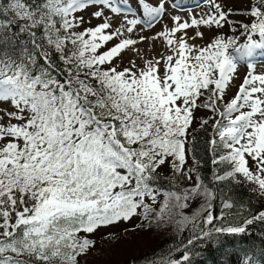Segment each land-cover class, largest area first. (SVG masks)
Listing matches in <instances>:
<instances>
[{"label":"snow or ice","instance_id":"1","mask_svg":"<svg viewBox=\"0 0 264 264\" xmlns=\"http://www.w3.org/2000/svg\"><path fill=\"white\" fill-rule=\"evenodd\" d=\"M207 2L214 11L191 23L174 16L175 26L158 34L172 54L146 61L141 69L133 70L132 62L118 70L114 58L137 41L129 36L105 52L98 49L125 31L133 33L138 24L151 27L165 14V0L155 6L137 0L140 12L128 0H0V264H80L78 258L95 245L81 233L136 216L150 220L146 200L155 203L161 194L157 221L180 216L182 231L203 213L210 226L175 250L179 259L163 264H191L188 246L194 239L245 234L246 226L264 222L259 211L241 216L242 223L216 226V219L228 217L223 211L214 217L213 201L223 197L222 209L237 205L230 194L221 191L218 197L199 175L182 194L155 186L166 163L173 179L177 174L192 179L195 169L184 167L186 145L194 112L202 108L213 114L208 142L213 184L251 185L249 191L264 198V75L253 74L251 62L241 64L264 47V0H248L243 14L249 23L232 21L230 12ZM89 8L103 22L76 31L85 20L75 13ZM105 10L123 15L124 23L108 32L111 17ZM237 23L248 34L239 46L218 35L197 47L184 31L228 24L236 32ZM238 66L245 67V78L226 100ZM209 119L201 118L200 127ZM197 196L204 203L193 217L174 211ZM240 264L264 260L245 253Z\"/></svg>","mask_w":264,"mask_h":264},{"label":"trees","instance_id":"2","mask_svg":"<svg viewBox=\"0 0 264 264\" xmlns=\"http://www.w3.org/2000/svg\"><path fill=\"white\" fill-rule=\"evenodd\" d=\"M247 35L237 27L236 32L232 30L231 34H223L222 36L234 38L237 46H239L244 43V39H247ZM21 40H26V37L22 35ZM196 111L200 116L190 126L191 136L189 139L191 143L186 145L188 158L190 159V163L186 168L195 169L191 173L192 179L188 180L180 174H177L175 179H173L170 166L166 163V169L163 166L158 169L161 175L155 182V186L160 187L162 192L171 190L182 194L185 189L195 185V178L199 175L204 184L216 192L218 197L221 191L225 194H230L231 200L237 205L233 209H222L221 198L223 197L215 199L212 209L214 217H220L222 211L228 217L224 221L216 219V226H220L222 223L225 226L228 223H242L241 216H249V213L257 214L259 211H264V198H260L257 194L250 192L249 188L251 185H233L227 182L213 184L214 166L211 163L212 152L208 143L213 121L204 114V109L200 108ZM201 118L209 119V124L204 128L200 127ZM170 185H175V187H170ZM163 200V194L159 195L156 202V205L159 204V206L156 208L153 203H149L153 210L150 220H144L142 217L136 216L137 219L140 218L138 226L148 228L146 233H149V236L142 239L144 248H140L136 235L131 238L112 241L114 235L109 234H114V232L99 235L98 233L101 232L99 230L92 234H80L95 241V248L89 255L96 257V253L101 254V260L98 261V264H163L168 258L179 259L180 252L175 250L177 248L183 250L188 239L201 235V227L207 229L210 226L204 224L203 213L195 221L190 220L182 231L179 230L176 223L177 220L181 219L180 216H175L172 220L157 221L154 217L160 211ZM203 203V197L197 196L189 201V207L174 209V211L181 212L184 216L193 217L200 210V205ZM240 204H243L244 207L240 208ZM237 213H240V215L237 216ZM193 224L196 226L193 227ZM246 228L245 234L214 235L212 238L194 239V246H188L192 253L191 264H240L245 253L250 256L254 253L255 256L264 260V222L256 221L252 225L246 226ZM97 246L100 248L98 249ZM89 255L80 256L78 258L80 263L88 264L86 257Z\"/></svg>","mask_w":264,"mask_h":264},{"label":"rangeland","instance_id":"3","mask_svg":"<svg viewBox=\"0 0 264 264\" xmlns=\"http://www.w3.org/2000/svg\"><path fill=\"white\" fill-rule=\"evenodd\" d=\"M146 3L149 5L155 6L157 5L160 0H145ZM177 3L182 5L181 8L176 9L172 7L173 3ZM216 4L221 6V9L225 12H230L229 19L236 22H244L249 23L250 17L243 14L248 9V0H214ZM128 3L131 7L140 12V8L137 5V0H128ZM165 9L166 12L162 16L161 19L154 22L155 25L153 27L144 26L143 23L138 24L135 27L133 33H127L126 31L124 34L112 41L107 42L103 47L99 49L98 53L105 52L109 50L111 47L115 46L120 40L124 38H128L129 36L136 40V44L134 46H129L128 48L122 50L121 54L114 58L113 65L118 66V70H122L123 68L132 67V62H135L136 68L133 70L141 69L145 67L146 61L160 59L162 56H167L172 54L169 50V46L167 45L166 41L163 37L158 36L159 33L164 32L166 30H170L175 26V22L173 21L172 17L179 16L181 19L179 22H189L191 23L192 18H201L202 16H206L209 11H214V9H210L207 0H165ZM95 8H89L86 11H80L75 13L76 16H83L85 23L75 29L76 31H83L85 28L95 27L99 23H102V20H98L91 17V13L95 11ZM105 16L111 17V25L112 27L107 30L108 32L114 31L116 28L120 27L122 23L125 21V17L123 15H114L109 11L105 10ZM133 16H128L127 19H132ZM91 21L90 23L88 21ZM237 27L239 29V23H237ZM232 26L225 24L222 28H217L216 26H192L186 32V39L187 42L191 45L200 47L206 46L210 42L214 40L218 35H229L232 33ZM242 30V29H241ZM201 32L202 37H197L196 33ZM183 33H177L176 37L178 38ZM256 35V39L259 40L258 34ZM239 36V35H238ZM195 37V38H193ZM227 38V37H226ZM244 38V37H243ZM244 43L247 42V39H244ZM230 51H232L230 49ZM235 55V53L233 52ZM253 57H257L254 60L255 71L253 74L264 75V47L258 48L255 50ZM252 58V57H251ZM241 64H246V61L241 62ZM107 67V65L105 66ZM239 70L238 73H234V79L229 81L231 85L229 89L226 90V100H230L234 98L236 95L239 86L241 85L243 79L246 75V69L244 66H238ZM248 71H252L249 69ZM160 72H163V62L160 65ZM203 99V98H201ZM204 114L207 117H211L213 114L211 111L204 109ZM200 116L197 111L194 112V119ZM190 163V159L188 158V151L186 154V164L184 167ZM251 170H255L252 167L251 161L249 163ZM163 168H167V165H164ZM158 199V197H157ZM147 203H153L150 199L146 200ZM157 202V200H156ZM156 202L153 203V206L156 208L159 204L156 205ZM135 221V223H134ZM140 222V218L133 217L131 220L127 222H120L115 225H110L107 227L101 226L95 232L101 231L98 233L99 235H103L105 233L114 232V237H112V241H118L122 238H131L133 235H136L138 238V243L140 248H144V244L142 239L149 236V233H146L148 230L147 227H139L138 223ZM94 232V233H95ZM98 247V246H97ZM95 248V245L90 248L87 255ZM100 247H98L99 249ZM97 249V250H98ZM101 260V254L96 253V257L91 255L86 257V261L88 264H98ZM82 264V263H80Z\"/></svg>","mask_w":264,"mask_h":264}]
</instances>
